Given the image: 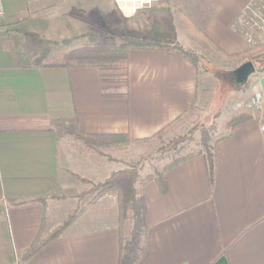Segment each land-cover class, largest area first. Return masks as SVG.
I'll return each mask as SVG.
<instances>
[{"label": "crops", "instance_id": "0c3cea01", "mask_svg": "<svg viewBox=\"0 0 264 264\" xmlns=\"http://www.w3.org/2000/svg\"><path fill=\"white\" fill-rule=\"evenodd\" d=\"M2 1L0 264H117L119 233L113 195L89 206L64 235L22 259L43 218L46 231L54 230L71 217L69 210L59 204L83 196L71 192L70 182L60 179V150L51 121H75L86 135L127 136L132 142L130 147L147 144L169 130L197 102V68L175 53L155 50H132L123 71L23 68L17 58L19 51L33 56L43 52L38 31L49 30L50 36L56 35L58 40L75 37L83 27L89 28L81 30L85 33H110L111 15L112 27L120 29L115 19L118 14L122 22L131 18L137 28L149 22L146 14L151 9L123 15L115 0ZM253 1L158 0L153 8L166 7L173 18L177 12L187 17L190 31L188 36L184 32V43L177 35L180 45L188 44L186 47L193 49L189 43L201 40L230 55L248 49L232 25ZM94 4L107 10L98 12L101 22H91L79 13L90 8L96 15ZM258 69L248 77L245 93L239 98L242 101L236 105L246 104L249 108L258 95L260 108L250 109L262 114L264 72ZM123 148L100 151L108 150L111 162H119L123 160L112 154ZM213 153L211 181L204 155L196 153L166 173L165 193L155 181L139 187L149 226L143 238L145 252L138 264H264L262 117L236 126L230 135L216 142ZM42 197L47 198L44 207L36 202L16 204ZM80 219L91 226L72 230Z\"/></svg>", "mask_w": 264, "mask_h": 264}, {"label": "rangeland", "instance_id": "374dc122", "mask_svg": "<svg viewBox=\"0 0 264 264\" xmlns=\"http://www.w3.org/2000/svg\"><path fill=\"white\" fill-rule=\"evenodd\" d=\"M93 7L98 10L96 15L90 11V8H83L84 12L79 11V13L87 20H91V22H93V19L101 22L102 20L100 19L98 12H107V10H104L102 5L100 6L99 4H94ZM56 10L59 11L58 9ZM118 15L119 16L115 17V19L119 22L120 29L116 25L112 27L114 16L111 15L110 33H99L96 31L85 33V31L81 30H88L89 28L83 27V29L77 30L79 32L76 33L75 37L58 40L56 35L54 37L50 36L49 30L45 29L38 31L36 33L41 41L40 49L45 50L48 48L50 55L47 60L50 63H56L60 61L64 52L79 48L87 43L88 35L99 36V42L103 44L118 42L122 37L137 38L133 37L134 35H138L140 37L139 39L148 37L152 38L153 24L150 11L146 14L147 20L150 19L149 22H145L146 24L142 27L140 24L137 28L133 26L131 18H127V22H122L121 15ZM174 15V18L172 16V22L174 25V31L177 33L176 38L178 35L180 41L184 43L186 35L188 36V31H190L187 17L181 12H177ZM114 22H116V20H114ZM122 24H125L123 30L121 28ZM192 25L193 24H190V26ZM138 28V32L135 31ZM189 44L193 46V49L190 50H192L195 56H197V102L187 114L179 118L169 130L161 136H158L156 140H152L147 144L132 147H130L132 143L130 142L96 148L91 151L80 150L75 146L73 141L61 140L58 142L60 150L59 161L61 165L60 179L64 182H70L72 187L71 192H81V195H83L79 197L78 200H75V202L59 204L64 210H69L71 216L75 213H78V216H80L81 213L85 211V209H83L81 212H78L91 200L92 196L87 194L91 185L105 179L110 172L140 165L141 167L138 174L139 180L137 183V187H139L140 181L148 176H154L157 173H161L164 167L172 163L175 159L187 155H194L197 152H206L215 139L229 132L226 123L228 117L236 112H241L247 109L246 104L239 107L236 105L238 102L242 101L239 99L241 94L245 93L246 82L242 86H239L236 83L234 75V70L241 63L225 64L220 58L218 52L210 45L202 44L201 40H194ZM182 45L184 48H187L186 46H188V44ZM254 66L255 68L258 66L259 69L261 66L263 67L264 56L255 61ZM249 108L251 107L249 106ZM203 130L207 131L209 137L205 143L201 138V132ZM190 135H192V140H190V142H184L183 144L174 146L176 141L187 139V136ZM117 146L125 148L115 151L116 154H112V156L115 158L119 157L123 161L111 162V153L108 150L100 151L101 149ZM171 146L175 147V149H171ZM62 199L65 198L62 197ZM82 219L77 221L71 229L80 230L91 226L87 220ZM130 229L131 222L127 221L124 226L125 236H128Z\"/></svg>", "mask_w": 264, "mask_h": 264}, {"label": "trees", "instance_id": "16d2710c", "mask_svg": "<svg viewBox=\"0 0 264 264\" xmlns=\"http://www.w3.org/2000/svg\"><path fill=\"white\" fill-rule=\"evenodd\" d=\"M152 15L153 36L152 38H128L122 37L118 42L114 43H100L99 36L88 35L87 43L79 48H75L62 54L59 62L50 63L47 59L50 55L49 49L46 48L38 56L29 55L25 52L19 51L17 54L19 65L26 67H94L104 72L123 71L127 67L128 55L132 50H155L163 52H172L195 67H197V56L188 48L181 46L176 38L174 25L172 22V14L166 7H157L150 10ZM214 47L211 43H209ZM220 58L225 64L244 63L255 61L264 56V44L256 47L248 48L240 53L227 55L223 52L217 51ZM264 72V66L259 69ZM124 80V76H120ZM106 89V88H105ZM103 89V92L106 90ZM261 116L264 120V112L260 114L259 111L247 108L241 112H236L230 115L226 121L229 132L223 136L218 137L212 142L206 152H197L203 154L207 162V173L209 180H212L214 169V145L220 139L230 135L234 128L253 117ZM53 131L56 134L57 144L61 140L73 141L75 146L80 150L91 151L96 148L109 147L117 144L130 143L131 140L127 136L122 135H86L79 131L75 121H51ZM201 138L205 143L208 137L207 131L201 132ZM192 135L187 136V139L176 141L174 146L190 142ZM175 147L171 146V149ZM192 155H187L182 158L175 159L172 163L165 166L161 173L154 176H148L139 183V187L143 186L149 181H155L162 193L166 192L165 175L172 168L180 165L182 162L190 158ZM140 165L132 168L112 172L107 179L96 184H92L87 194L91 195V200L86 203L83 209L97 202L106 195H113L117 202V228L119 233V255L117 264H138L145 252L144 236L148 230V220L146 216L145 200L140 194L138 183V174ZM60 198V197H56ZM47 198H37L28 202L16 203H41L44 207ZM78 213H75L63 225L48 232L43 223L37 233L36 238L25 251L22 259H28L37 253L44 246L64 235L69 226L77 218ZM127 221L131 222V229L128 236L124 234V226Z\"/></svg>", "mask_w": 264, "mask_h": 264}, {"label": "built area", "instance_id": "2783aa9c", "mask_svg": "<svg viewBox=\"0 0 264 264\" xmlns=\"http://www.w3.org/2000/svg\"><path fill=\"white\" fill-rule=\"evenodd\" d=\"M122 14H136L143 9H152L158 5V0H115ZM3 1L0 0V25L4 19ZM233 31L241 36L248 48L264 44V0H254L243 14L232 25ZM260 96H255L249 106L260 108Z\"/></svg>", "mask_w": 264, "mask_h": 264}, {"label": "water", "instance_id": "95a60500", "mask_svg": "<svg viewBox=\"0 0 264 264\" xmlns=\"http://www.w3.org/2000/svg\"><path fill=\"white\" fill-rule=\"evenodd\" d=\"M255 71L253 63L247 61L240 64L235 70V80L239 86H242L248 79V77Z\"/></svg>", "mask_w": 264, "mask_h": 264}]
</instances>
